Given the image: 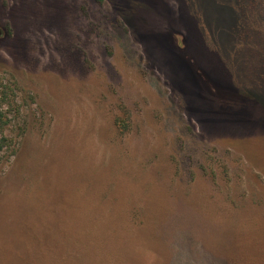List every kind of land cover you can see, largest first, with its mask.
Listing matches in <instances>:
<instances>
[{
	"label": "rangeland",
	"instance_id": "rangeland-1",
	"mask_svg": "<svg viewBox=\"0 0 264 264\" xmlns=\"http://www.w3.org/2000/svg\"><path fill=\"white\" fill-rule=\"evenodd\" d=\"M0 96V264H264V0H0Z\"/></svg>",
	"mask_w": 264,
	"mask_h": 264
},
{
	"label": "trees",
	"instance_id": "trees-1",
	"mask_svg": "<svg viewBox=\"0 0 264 264\" xmlns=\"http://www.w3.org/2000/svg\"><path fill=\"white\" fill-rule=\"evenodd\" d=\"M2 104H3V97L0 96V153L9 144L8 139L4 135V127L6 125V120L4 118L3 112L1 111ZM114 122L116 124V128H118L121 133H125L126 132V130L128 128V122H127V119L125 117H116ZM41 243L43 245H46L43 242H41ZM41 243L38 240V242L36 244H34L32 248L33 249L36 248V251H38L37 247ZM31 246L32 245L25 244L24 245V251L27 253L28 252L27 248L30 249ZM44 248H43V250H44ZM43 250H39L38 252L42 251L41 253H43ZM47 260H48L49 264H51V260H50V258L47 255H43L41 257L37 256L36 258H33L30 262H26V260L23 259L22 262H20V264H47Z\"/></svg>",
	"mask_w": 264,
	"mask_h": 264
}]
</instances>
